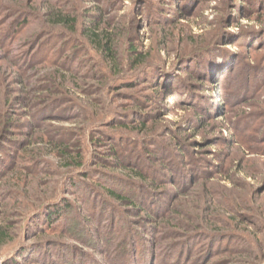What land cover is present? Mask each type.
Returning a JSON list of instances; mask_svg holds the SVG:
<instances>
[{"label": "rangeland", "instance_id": "rangeland-1", "mask_svg": "<svg viewBox=\"0 0 264 264\" xmlns=\"http://www.w3.org/2000/svg\"><path fill=\"white\" fill-rule=\"evenodd\" d=\"M0 230V264H264V0H0Z\"/></svg>", "mask_w": 264, "mask_h": 264}, {"label": "trees", "instance_id": "trees-1", "mask_svg": "<svg viewBox=\"0 0 264 264\" xmlns=\"http://www.w3.org/2000/svg\"><path fill=\"white\" fill-rule=\"evenodd\" d=\"M101 52H103L106 57L108 58L109 61H111L112 65L115 64V62L117 61V57L116 54L112 52V49L107 45L104 44L101 46ZM133 62H135V66L139 65L137 62V57L134 58ZM108 194L112 197L115 198L116 200L122 201V202H128L127 198L121 197L119 196V194H117L115 191L110 190L108 191ZM67 211V207L64 204V206H59V207H55L52 209V211L47 212L46 215V221L47 223L53 224L56 221H59L62 217V214L64 212ZM4 238V234L3 232L0 230V241H2Z\"/></svg>", "mask_w": 264, "mask_h": 264}]
</instances>
